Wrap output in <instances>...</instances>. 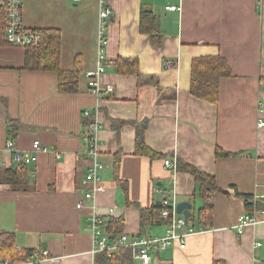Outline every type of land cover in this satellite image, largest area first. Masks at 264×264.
I'll list each match as a JSON object with an SVG mask.
<instances>
[{
	"label": "crops",
	"instance_id": "0c3cea01",
	"mask_svg": "<svg viewBox=\"0 0 264 264\" xmlns=\"http://www.w3.org/2000/svg\"><path fill=\"white\" fill-rule=\"evenodd\" d=\"M99 1L21 0L23 27L59 30L60 68H79L72 92L58 91L54 71L22 68L24 46H0V231L13 233L16 247L47 251L39 264H95L92 215L103 219L107 235V222L119 219L128 240L162 237L166 223L153 225L140 210L188 201L194 216L187 222L197 232L185 247L151 249L148 263L133 258L132 264H264V209L253 212L258 223L241 234L235 228L249 214L241 194L264 200V0H104L110 17L99 79L113 90L97 97L85 73L98 63ZM142 9L156 16L159 45L139 29ZM216 55L231 75L220 79L212 103L189 93L190 70L194 58ZM121 58L135 60L146 78L124 72ZM158 86L175 88L176 97L159 100ZM10 119L17 121L14 132ZM91 122L98 125L103 169L93 198L85 200L94 184L84 182L91 159L82 135ZM142 122L145 145L163 157L135 153ZM8 140L21 150L35 140L46 148L28 164L22 189L4 181L21 165L6 149ZM216 148L232 155L216 157ZM178 158L212 175L219 188L208 224L196 216L202 198L194 177L164 165Z\"/></svg>",
	"mask_w": 264,
	"mask_h": 264
},
{
	"label": "trees",
	"instance_id": "16d2710c",
	"mask_svg": "<svg viewBox=\"0 0 264 264\" xmlns=\"http://www.w3.org/2000/svg\"><path fill=\"white\" fill-rule=\"evenodd\" d=\"M139 29L143 33L150 36L154 45H159L161 42V33L157 29V20L155 14L151 10L142 9L140 13ZM32 30V29H31ZM5 0L1 1L0 6V46L9 44L5 37ZM38 35L37 43H31L24 46V69L28 70H46L54 71L57 74V89L60 92H72L76 89L79 68L73 66L70 70H62L59 66V51H60V34L58 29L45 28L33 29ZM127 63L124 72L134 73L139 81L146 77L137 72L135 60H125L121 58V62ZM231 75V69L224 57L220 55L211 57L194 58L191 63L189 93L203 100L216 103L219 95V82L223 77ZM158 86L159 100L161 98L174 99L176 97L175 88H171L170 92ZM11 132L16 131L17 121L9 120ZM146 123L142 122L137 126L135 132V153L144 155L149 158L163 157L151 150L145 145L144 130ZM232 154L216 148V157H225ZM28 164L19 165V169L6 175L4 181L9 184L11 189H22L25 186V172ZM175 170L185 171L190 173L197 185L199 186V195L202 198V206L197 210L196 216L206 224L210 223L212 215V193L219 190L215 185L212 175H209L195 166L177 159L175 161ZM244 200L245 208L249 214L254 211L264 209V200H255L254 197L248 194H241ZM168 208L163 201L155 202L148 209H141V215L147 216V220L155 225L163 221L160 219V213L163 209ZM192 213L190 218H193ZM123 222L119 219H111L107 222L108 235L112 240L117 239L121 234ZM33 250L16 247L13 233L0 231V260L8 259L11 264H19L31 258ZM95 264H132L133 257L129 247L116 248L109 257L106 252H98L94 254Z\"/></svg>",
	"mask_w": 264,
	"mask_h": 264
},
{
	"label": "built area",
	"instance_id": "2783aa9c",
	"mask_svg": "<svg viewBox=\"0 0 264 264\" xmlns=\"http://www.w3.org/2000/svg\"><path fill=\"white\" fill-rule=\"evenodd\" d=\"M21 0H5V24L6 41L11 45L26 46L31 43H37L38 35L30 30L26 29L21 24L20 13ZM1 6V2H0ZM166 9L175 10L173 5L167 6ZM110 17V9L105 4L104 0L99 1L98 11V24H97V45H98V63L95 69L86 71L85 77L87 80L88 90L99 97L104 92H111L113 90L112 85H103L100 82V76L105 69V57L104 46L106 44V23ZM85 116H89V112H84ZM94 117L92 114L90 118ZM259 126L263 125L262 121L258 122ZM98 130L97 123L87 125V129L82 135V140L85 145V151L90 156L91 165L84 182L93 183V188L85 192L83 199L91 200L95 191V183L99 180L98 172L103 169V164L98 160V139L96 132ZM6 149L12 153V160L16 164H29L35 160L36 154L40 151H46V148L41 147L39 141H33L31 148L28 150L18 149L17 146L11 141L6 142ZM165 167L175 171V164L170 160L165 159ZM163 203L168 206L160 213V219L166 223V232L162 237H136L132 240H128L125 234H121L117 239H109L107 233L104 230L103 219L94 214L90 217L89 227L92 234V250L91 253L96 254L98 252H106L110 257L113 251L118 247H129L131 249L132 257L139 259L143 263L150 261L149 251L151 249H165L167 246L177 242L180 247H185V239L189 235L195 234L192 227L188 225L181 214L176 211V204L164 200ZM84 202L78 201L75 205L77 209L83 207ZM113 209L108 210V215L112 213ZM259 221L255 218L254 214H244L240 216L239 222L235 225L237 233L241 234L245 227L254 225ZM48 255L47 251L33 250L31 258L19 264H39ZM0 264H11L8 259L0 260Z\"/></svg>",
	"mask_w": 264,
	"mask_h": 264
},
{
	"label": "water",
	"instance_id": "95a60500",
	"mask_svg": "<svg viewBox=\"0 0 264 264\" xmlns=\"http://www.w3.org/2000/svg\"><path fill=\"white\" fill-rule=\"evenodd\" d=\"M192 208H193L192 204L188 201H182L176 204L177 213L181 214L186 221L192 215V212H191Z\"/></svg>",
	"mask_w": 264,
	"mask_h": 264
}]
</instances>
